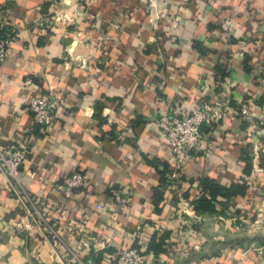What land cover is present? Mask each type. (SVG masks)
<instances>
[{"label": "crops", "instance_id": "crops-1", "mask_svg": "<svg viewBox=\"0 0 264 264\" xmlns=\"http://www.w3.org/2000/svg\"><path fill=\"white\" fill-rule=\"evenodd\" d=\"M10 31L0 149L28 138L22 185L62 246L19 231L23 211L0 173V264H74L71 252L121 264L118 248H138L147 264H264V0H0V34ZM47 90L62 102L45 128L26 107ZM204 92L232 113L253 101L263 124L254 136L239 116L206 129L203 150L186 154L179 184H168L154 119L186 113ZM74 173L85 186L65 199L57 186ZM204 180L223 192L196 211L211 199Z\"/></svg>", "mask_w": 264, "mask_h": 264}, {"label": "built area", "instance_id": "built-area-1", "mask_svg": "<svg viewBox=\"0 0 264 264\" xmlns=\"http://www.w3.org/2000/svg\"><path fill=\"white\" fill-rule=\"evenodd\" d=\"M229 38L230 34L226 36V40L228 41ZM13 39L11 31L0 34V70L9 56V45ZM256 77L260 95L264 96V54L257 62ZM32 85L31 79L25 81L24 86L26 88ZM61 102L62 100L52 90H47L45 93L32 96L26 108L32 116L34 125L46 128L52 125L55 119V111ZM235 107L237 111L232 113L228 99L212 100L204 92L192 103L186 113L175 116L168 113L154 119L155 125L166 141L165 160L171 167L167 176L168 184H179L181 179L179 171L186 154L203 150L206 129L214 130L228 118L239 116L244 124L246 134L254 136L255 130L263 124L260 119L261 111L257 110L253 101L242 99L237 100ZM28 152V138H25L17 146L0 149V173L6 178L9 194L23 211V222L17 225L19 231L26 234L34 228L42 230L49 236L53 243V249L56 251L62 246V242L54 228L49 226L45 211L39 208V206L44 205L40 198L32 196L28 188L22 185L21 169L27 159ZM84 186L85 178L79 173H74L64 178L57 189L63 198L69 199ZM113 197L118 204L130 205L132 202L131 197H124L120 193H115ZM96 208L100 211L104 210V206L101 204H98ZM46 209L47 207H45ZM229 212L230 210L227 214ZM246 217V214L242 212L239 220L243 222ZM71 255L74 264H96L93 257L83 260L72 252ZM116 259L121 264H147L138 248H118Z\"/></svg>", "mask_w": 264, "mask_h": 264}, {"label": "trees", "instance_id": "trees-1", "mask_svg": "<svg viewBox=\"0 0 264 264\" xmlns=\"http://www.w3.org/2000/svg\"><path fill=\"white\" fill-rule=\"evenodd\" d=\"M203 182V184L205 185V187L206 188H204V189H207L208 190V192H210V194H211V196H210V200H207L206 198H205V196L204 195H202L198 200H197V202H196V205H194V209L196 210V211H200V210H210V208H212L213 209V207L212 206H210L211 205V202L212 201H214L213 199H214V197L215 196H217L218 194H220V193H222L223 192V189L222 188H220L218 185H216V184H214V182L213 181H210V180H204V181H202ZM206 183V184H205ZM209 188H210V190H209ZM226 191H224V196L226 195L227 196V194L225 193ZM222 194V195H223ZM96 263V262H95Z\"/></svg>", "mask_w": 264, "mask_h": 264}]
</instances>
